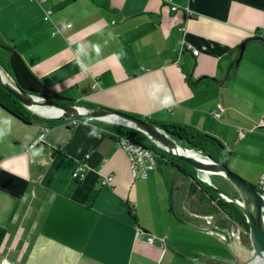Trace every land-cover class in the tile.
<instances>
[{
  "label": "crops",
  "instance_id": "0c3cea01",
  "mask_svg": "<svg viewBox=\"0 0 264 264\" xmlns=\"http://www.w3.org/2000/svg\"><path fill=\"white\" fill-rule=\"evenodd\" d=\"M174 3L175 11L165 0H0V36L61 96L197 129L229 152L231 170L258 184L264 127H254L264 118V40L249 41L236 61L242 42L256 32L264 39V0ZM57 28L62 31L53 36ZM182 40L199 55L181 51ZM48 108H28L24 122L0 106V259L222 264L204 258L228 251L221 236L205 231L217 218L201 214L207 199L194 180L175 175L174 202L200 230L172 215L169 178L159 165L147 179H134L126 152L100 130L124 134L126 122L106 117L70 127L52 122ZM44 126L51 127L45 143L29 149ZM86 154L88 172L77 181L72 173ZM105 176L113 182L101 185ZM211 177L216 185L221 176ZM225 229L241 242L235 226ZM146 234L166 238L167 248L148 244Z\"/></svg>",
  "mask_w": 264,
  "mask_h": 264
},
{
  "label": "water",
  "instance_id": "95a60500",
  "mask_svg": "<svg viewBox=\"0 0 264 264\" xmlns=\"http://www.w3.org/2000/svg\"><path fill=\"white\" fill-rule=\"evenodd\" d=\"M251 40H253V38L245 40L239 45L240 56L236 61V66L239 65L246 45ZM0 84L28 108L35 105H43L58 109L60 114L56 116V118L59 120L118 117L130 123V127L144 133L160 150L194 168L206 184L217 192L222 199L237 207L244 215L249 226V237L252 248H246L241 242H238L236 240L237 238L228 230L212 225L210 229L205 231L214 232L222 237L228 255L210 253L206 254L204 258L215 259L222 264H251L260 257L261 261L259 264H264V195L257 190L256 186L232 171L227 162H222L211 155H204L196 151H194L196 155L190 154L186 149L180 148L176 143L172 142L168 134L162 129L134 115L103 107L62 105L42 97H33L14 86L12 83L7 82L6 79H4L1 69ZM211 175H219L226 179L237 196L231 195L214 185L211 181ZM169 209L172 215L183 225L200 230L184 220L176 211L174 185L171 186L169 192Z\"/></svg>",
  "mask_w": 264,
  "mask_h": 264
},
{
  "label": "trees",
  "instance_id": "16d2710c",
  "mask_svg": "<svg viewBox=\"0 0 264 264\" xmlns=\"http://www.w3.org/2000/svg\"><path fill=\"white\" fill-rule=\"evenodd\" d=\"M255 39L264 40L263 38L259 37L258 32H256L255 36L253 37V40ZM0 69L2 72H6L11 76L13 82L10 83L33 97H42L62 105L90 106L87 103L75 102L71 99L65 98L45 86L31 73L20 55L16 52L15 48L4 42L1 36ZM0 106L24 122H26V116L31 114V112L28 110V107L17 100L1 84ZM56 116L58 115L53 114L51 117H46L50 118L52 122L55 123L67 121V119L59 120L56 118ZM135 116L154 124L168 135L185 141L194 151L200 152L204 155H211L222 162H227L229 152H227L226 149L219 143V141H217L212 136L192 127L181 126L173 123L157 122L149 117H142L138 115ZM121 131H123L125 135L132 137L136 142L152 148L158 156V165L161 164L162 160H165L166 162H169L176 170L175 175L194 180L197 183V189L207 199V201L202 205L203 208L200 210V212L205 216L215 215L217 218V227L225 229V225L230 223L233 226L238 225L239 227L249 231V226L242 212L233 204L222 199L217 192H215L208 184L201 180L200 177H198V172L194 168L160 150L144 133L130 127L129 124H123ZM143 140L147 141V143L143 142ZM175 175L173 179H169L170 184L173 182L174 185L176 182L177 179Z\"/></svg>",
  "mask_w": 264,
  "mask_h": 264
},
{
  "label": "built area",
  "instance_id": "2783aa9c",
  "mask_svg": "<svg viewBox=\"0 0 264 264\" xmlns=\"http://www.w3.org/2000/svg\"><path fill=\"white\" fill-rule=\"evenodd\" d=\"M36 1L40 3H45L48 0H36ZM63 1L66 2L69 0H63ZM165 1L171 5L173 11L178 9V6L174 3V0H165ZM52 15H53V10L51 8H47L44 13V20L46 21L51 20ZM66 27H71V24H67ZM182 30L184 29L182 28ZM61 31L62 28H57L52 33V35L56 36L60 34ZM180 46H181V51H189L194 56L199 55V51L196 48H194L192 44L188 43L186 40H182ZM76 56L78 62L81 64L79 59V52H76ZM215 115L217 117H220V114L217 112H215ZM89 120L90 118H82V119L74 118L67 120L66 124L70 127L71 126L74 127L82 122L87 123L89 122ZM261 127H264V118L254 127V129ZM50 130H51L50 126H44L37 139L32 144H30L29 149L43 145L45 143L46 135L49 133ZM100 130L110 133L115 138L118 146L126 152L129 158L131 174L134 179H147L149 177L150 170L157 168L158 156L152 148L136 142L132 137L125 135L121 132L118 131L111 132L105 129H100ZM239 133H240V137H244L246 134L245 131L242 130ZM89 157L90 154H86L84 158L79 161L76 169L72 173V177L75 180L83 181L86 178L88 172L87 160L89 159ZM112 182H113V176H105L102 177L100 180L101 185L111 184ZM256 188L261 194L264 195V172L261 173ZM143 234L144 233L142 231H138L139 236H142ZM146 242L150 245H155L156 243H159L162 249H166L168 246V241L166 238L164 237L158 238L152 234H146ZM0 264H11V263L8 261V259L3 258L0 259Z\"/></svg>",
  "mask_w": 264,
  "mask_h": 264
},
{
  "label": "rangeland",
  "instance_id": "374dc122",
  "mask_svg": "<svg viewBox=\"0 0 264 264\" xmlns=\"http://www.w3.org/2000/svg\"><path fill=\"white\" fill-rule=\"evenodd\" d=\"M5 74L10 79V81L13 82L12 79H11V76L9 74H7L6 72H5ZM168 136H169L170 140L172 142L176 143L180 148L186 149L188 152H194V150L192 148H190L185 141H182V140L178 139L177 137H174V136H171V135H168ZM143 142L147 143V141H145V140H143ZM198 153H200V152H198ZM159 166L164 171V174H165V176L167 178H169L170 180L173 179L174 175L176 174L175 173L176 170L172 167V165L169 162H166L165 160H162V162H161V164ZM215 183H216V186L218 188L226 191L227 193H229L231 195H235L236 196V193L234 192V190L231 187V185H229L227 180L224 179L222 176L216 178V182ZM250 183H252L254 186H257L255 180L253 182H250ZM172 185H173V182H171L170 188H171ZM186 186H188V188H189V186H190L189 183H187ZM244 232H247V231H244ZM248 234H249L248 232H247V234H244V240L246 239V241L249 240ZM248 248L251 249V245L250 244H248Z\"/></svg>",
  "mask_w": 264,
  "mask_h": 264
},
{
  "label": "flooded vegetation",
  "instance_id": "af4514ba",
  "mask_svg": "<svg viewBox=\"0 0 264 264\" xmlns=\"http://www.w3.org/2000/svg\"><path fill=\"white\" fill-rule=\"evenodd\" d=\"M236 196H237V194H236ZM235 230H236L237 234L239 235V240L241 241V243L246 248H248V244H250L251 245V248H252V244H251V241H250V237H249V240L248 241H246V239L244 240V234H247V232L249 233V231H247L244 228L239 227L238 225L235 226ZM244 231H247V232H244ZM248 236H249V234H248Z\"/></svg>",
  "mask_w": 264,
  "mask_h": 264
},
{
  "label": "bare ground",
  "instance_id": "6f19581e",
  "mask_svg": "<svg viewBox=\"0 0 264 264\" xmlns=\"http://www.w3.org/2000/svg\"><path fill=\"white\" fill-rule=\"evenodd\" d=\"M48 107H49V108H48L49 113H53V114H55V115H59V114H60V111H59L58 109H56V108H54V107H51V106H48ZM114 118L120 120V118H118V117H114ZM116 119H115V120H116ZM121 120H123V119H121ZM123 121L130 125V123H128L127 121H125V120H123ZM181 151H182V150H181ZM189 153H190V154H195V155H196V153H193V152H189ZM260 261H261V258L258 257V258H257L253 263H251V264H259Z\"/></svg>",
  "mask_w": 264,
  "mask_h": 264
}]
</instances>
